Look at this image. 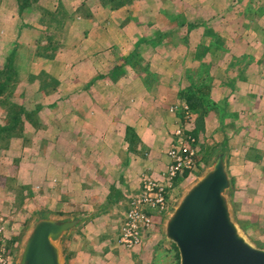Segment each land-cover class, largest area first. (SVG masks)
<instances>
[{"label":"crops","instance_id":"0c3cea01","mask_svg":"<svg viewBox=\"0 0 264 264\" xmlns=\"http://www.w3.org/2000/svg\"><path fill=\"white\" fill-rule=\"evenodd\" d=\"M78 1L81 5L85 0ZM144 1V4L143 0L132 3L131 17L129 13L120 16V11L92 13L89 29H83V23L88 22L85 17L76 15L64 39L68 47L63 40L55 59L44 60L43 69L52 67L56 72L48 73L61 81L60 104L74 99L80 102L61 111L59 129L66 132L62 145L72 147L78 158L70 160L64 155L61 168L53 167L50 146L55 142L48 140L40 155L45 163L44 171L35 170L39 175L34 176L33 200L40 212L63 216L96 213L66 240L68 264H111L112 236L118 241L119 226L128 210L130 195L139 189L140 175H157L166 169L165 152L175 127L174 116L168 109L179 101L183 87L197 81L193 71L204 68L208 76L201 72L200 80L213 81L212 97L218 88L214 83L221 82L228 89H223L224 105L217 104L219 107L228 108L227 100L236 98L234 93L240 92V167L234 163L235 157H230L234 191L240 180V197L236 198L234 192L233 205L237 207L236 218L245 234L258 248L264 249V41L259 37L264 35V28L255 27L254 23L252 27L233 23L240 12H229L227 8L211 10L216 0ZM244 2L230 0L227 7L235 8V4ZM138 3L142 5L139 7ZM64 5L68 10L76 7L73 3ZM205 7L207 12L202 11ZM214 23L221 26L213 27ZM196 33H200L198 38L193 37ZM247 34L251 38L245 39ZM133 55L138 59L132 60ZM91 62L98 67L93 69V79L82 78L80 74ZM74 64L80 70L79 77L69 76V80L58 77V71ZM104 85L107 88L100 91L99 87ZM68 86L73 87L71 91ZM43 97L50 100L53 95ZM49 102L44 108L49 123L44 124L45 130L52 134L56 108ZM223 129L226 126L216 122L214 111L204 116V133L198 137L202 154L215 143H223L224 138L219 135ZM89 162L102 174L101 164L109 169L102 177L107 180L105 185L96 180L99 171L79 165ZM78 200L81 204L74 205ZM119 203L124 206L119 208V217L114 220L117 231L110 235L108 231ZM146 237L144 242L149 239ZM164 247L168 251L173 246L162 239L156 248Z\"/></svg>","mask_w":264,"mask_h":264},{"label":"rangeland","instance_id":"374dc122","mask_svg":"<svg viewBox=\"0 0 264 264\" xmlns=\"http://www.w3.org/2000/svg\"><path fill=\"white\" fill-rule=\"evenodd\" d=\"M21 1L23 0H2L0 2V71L2 69V65L5 63V58L9 56L11 52L15 53L17 58H21V62H24L27 64L29 68L33 71L34 74H38L41 70L44 71L49 77L55 79L59 83V87L55 94H53V97H49L50 100H46V98L42 97L40 99L39 103L42 106L49 105V101H52V107L56 108L53 109V119H52V124L54 126L53 132L49 133L47 131V138L49 141H54L57 145V147L52 144L50 152L52 153V158L53 159V167L58 166V168H61V162L64 158H70L75 159L78 158L77 156L74 155V149L69 146H64L62 145L63 142L66 140V132L61 133L59 131L60 126L62 125V117H60L61 111H64L65 107H70L71 105L75 104L74 106L80 104V102L77 99L70 100L69 102H64L63 105H61V97L59 96V90H61V81L60 79L55 78L50 73L56 72L53 71L52 67H48L46 70H44V59H41L36 56V50L37 46H41L40 44L43 43L42 46L46 45V41L41 40L40 43H37V38L39 39L40 37V31L42 32L43 36H54L55 39H61V47L63 40L66 38V32L69 29L71 25H67L66 29L64 30V33H60L58 31H47L45 29V19L43 17V13L49 12L50 15L53 13H57L59 11V8L62 10L64 9L68 14H73L74 17L78 15L77 10L82 6L78 5V0H75V2H72L73 0H69L66 2V0H37V3H33L31 7L24 8L23 10H20L19 4L21 5ZM135 0H125V4L123 6H120V8L117 11H120V16H129L131 17L132 14H134V11H132V3ZM230 1V0H229ZM225 2V0H216L214 4V8L211 10L214 11H219L222 9L227 8L229 12H235V10H238L240 14L237 15L236 18H233V23L238 22L240 23V17L244 16L247 13H254L255 18H257V21H255V27H260L264 28V0H256L255 2L253 0H246V2L240 4L237 3L235 4L234 7H227L228 2ZM19 2V3H18ZM24 2V1H23ZM22 2V5H23ZM85 4L87 5L86 8L90 11V14L92 13H97L98 10L100 9V6H98L95 2L96 0H85ZM143 0V4H144ZM64 3H73L75 9L68 10L66 9ZM139 7L142 5V3H138ZM70 6V5H69ZM154 7V6H153ZM82 8V7H81ZM63 14L65 11L63 10ZM85 11V9H83ZM154 10V8H153ZM208 7L204 8L202 11L207 12ZM251 10V11H250ZM103 11V10H102ZM132 11V13H130ZM245 13L244 15H242ZM131 14V15H130ZM100 18L103 22V14H100ZM129 19V17L127 18ZM79 22V21H78ZM85 23H83L84 25ZM142 24V23H141ZM253 24L251 23V26ZM145 26V25H143ZM214 26H221L220 23H214L212 25ZM34 28L36 31H33L31 28ZM189 27V26H188ZM186 26V28L188 29ZM218 27V28H219ZM30 28V29H28ZM44 28V29H43ZM209 31V30H208ZM45 32V33H44ZM65 34V36H63ZM200 34V33H199ZM198 33L194 35V38H198ZM211 34V33H209ZM63 36V37H62ZM62 37V38H61ZM182 37V35H181ZM192 37V36H191ZM259 37L262 38V41H264V35L261 34ZM251 38L250 34H247L245 36V39ZM176 38H174V41ZM179 40V39H178ZM231 41L230 39H227ZM65 41V45L68 47V42ZM178 42V41H177ZM224 42V40H223ZM225 43V42H224ZM232 43V41H231ZM55 59V58H54ZM20 60H17L16 66H17V71L19 73L18 77L20 78L23 73H26V69L22 68L20 64ZM29 60V61H26ZM49 61V60H45ZM30 62V63H29ZM76 64L69 66L67 70H60L58 71L59 75L58 77H64L70 79V77L77 78L79 77L77 66ZM51 68V69H49ZM98 67L94 62L89 63L88 67L85 69V72L81 73L80 75L82 78L85 76L88 80L91 78L93 79V75H95L93 69H97ZM201 70V71H200ZM203 73V75L206 73L208 76V70L206 69H199L196 71H193L194 77L195 74L198 76L197 81H192L194 84H201L204 83L209 87V96H211L212 99L210 101L214 103V108H211L207 113L214 111L216 113V122L219 124L221 123L222 125L226 126V129L221 130L222 133L220 132L219 135L222 136L223 143H215L213 147L207 149L206 152L203 154V158L205 161V164H207L209 157L211 153L219 146H223V148L227 151L228 154V166H229V173L230 172V157H235L236 160H234V163L237 162L238 167H240V161L238 157L240 156V101H238V98H240V92L239 94L234 93V96L236 98H230L227 100L230 103V106L227 108L219 107L217 104L224 105V95H223V89H227L224 84H221V82H216L213 85H216L218 88L214 89L213 92V97L211 95V85L213 81H201L200 78L203 76H200V73ZM192 73V72H191ZM67 74V75H66ZM98 74V71H97ZM68 77H66V76ZM77 75V76H76ZM70 76V77H69ZM219 77V76H217ZM152 77H150L151 79ZM20 79H25V78H20ZM196 79V77H195ZM208 79V78H207ZM200 80V81H199ZM25 81V80H22ZM240 81V79L238 80ZM93 82V81H92ZM91 82V83H92ZM190 83V82H189ZM237 87H239L240 90V82H237ZM185 85V84H183ZM72 86H68V89L71 91ZM106 85L99 87L100 91H103L106 89ZM17 92H14V97L9 99L10 102L16 103V104H21L23 105L27 110L31 111L33 110L34 104H36V100L33 98V96L28 94V91L23 90V88L18 87ZM228 90V89H227ZM76 88L74 87L73 93H75ZM228 92V91H227ZM72 93V94H73ZM57 95V96H55ZM6 95H4L5 97ZM55 96V97H54ZM59 96V98H58ZM52 98V99H51ZM49 102V103H48ZM178 102H186L185 100L181 99L179 96V101ZM187 103V102H186ZM82 104V103H81ZM188 104V103H187ZM63 108V109H62ZM45 111H41L39 114V117L42 119V124L45 126L44 123L48 124L49 123V117L48 114L47 116L44 114ZM206 113V114H207ZM195 114V113H194ZM205 114V115H206ZM4 113L0 109V120L3 117ZM204 115V116H205ZM197 114H195V120H196ZM46 120V121H44ZM195 125V123H194ZM65 126V125H64ZM74 130H76V126L71 125ZM28 127V126H27ZM27 127H25L27 129ZM66 127V126H65ZM67 130V128H66ZM202 133L198 134V137H202ZM44 136V135H42ZM42 136L38 135L37 138H41ZM30 141L22 140V139H11L8 142V147H4L5 149H0V248H4L5 253L11 257V263L13 261L14 254L16 252V247L18 245V242L23 235L24 231L26 230L25 228L27 227L28 223L31 221L32 217L37 213L41 211V208L38 206V204H35L33 200V194L35 193L34 191V186H35V175L37 172L35 170L41 169L44 171V161L42 160V157L40 155L43 153V149L40 148L44 143H40L39 147L38 144L35 146L36 143H31ZM233 144H235L233 146ZM75 148V147H74ZM76 149V148H75ZM49 152V156L51 155ZM233 152V154H231ZM66 155V156H64ZM64 156V158L62 157ZM72 156V157H71ZM75 157V158H74ZM50 158V157H49ZM79 165H83L86 169H95L99 171L96 166H93L92 163H86L82 164L80 163ZM104 164L100 165V168L104 171V173L108 174L109 169L103 167ZM104 173L102 174L99 171L98 179H96L98 182L101 184L105 185L107 180L102 178L104 176ZM86 174V173H85ZM90 174V173H89ZM232 177V175H231ZM77 177L75 176V179ZM196 178H190L185 182L180 181V188L177 193L176 198L181 194L183 189L189 185L191 182H193ZM233 180V179H232ZM236 189L231 193V201L233 205V195L234 192L236 198L240 197V180L237 181L236 184ZM175 198V200H176ZM82 201H77L74 202L75 204H81ZM37 205V206H36ZM107 208L108 209V204ZM117 209L118 211L116 212V216L114 215L112 222H111V231H108L110 235H112L115 230L117 231V227H115L116 223L114 220H117L119 217V208H122L124 206L123 203L117 204ZM173 205V204H172ZM171 205V206H172ZM80 209H84L85 207H78ZM234 208V215L235 219L238 224V220L236 218V212L237 207L233 205ZM105 209V210H106ZM105 210L102 211V214L105 213ZM108 211V210H107ZM44 212V211H43ZM168 212V211H167ZM115 214V212H114ZM166 214V213H165ZM164 214V215H165ZM163 215V216H164ZM163 216L157 221L158 224L153 225L154 227L144 233V239L145 237L148 239L146 240L147 243L138 248L132 249V250H127L123 248L118 241H115V237L112 236L114 243L110 245L112 248V253L113 257L109 262L115 263V264H143V262H146V264H177V256L176 252L178 255V251L174 245L171 247V249L164 248H156L157 244H159L160 240H162V235H161V221ZM156 226V227H155ZM240 226V224H239ZM241 227V226H240ZM116 228V229H115ZM243 230V229H242ZM244 231V230H243ZM147 234V235H146ZM250 239V238H249ZM252 241V240H251ZM167 246V245H165ZM64 252L65 250L68 252L66 249V246L64 245L63 247ZM116 251V252H115ZM118 252V253H117ZM175 254V255H174ZM155 259V260H154ZM179 259V255H178ZM146 260V261H144ZM69 261V260H68ZM155 261V262H154Z\"/></svg>","mask_w":264,"mask_h":264},{"label":"water","instance_id":"95a60500","mask_svg":"<svg viewBox=\"0 0 264 264\" xmlns=\"http://www.w3.org/2000/svg\"><path fill=\"white\" fill-rule=\"evenodd\" d=\"M233 189L228 154L219 146L162 218V239L176 247L179 264H264V249L237 224ZM95 216L93 212L77 216L37 212L11 264H66V240Z\"/></svg>","mask_w":264,"mask_h":264},{"label":"trees","instance_id":"16d2710c","mask_svg":"<svg viewBox=\"0 0 264 264\" xmlns=\"http://www.w3.org/2000/svg\"><path fill=\"white\" fill-rule=\"evenodd\" d=\"M1 1L2 0H0V2ZM23 1H21V5L19 4L20 10H23L25 7H31L33 3H37V0ZM85 3L86 2L82 3V8L80 7L77 10V13L85 17L86 21H88L83 25V29H89L92 27V24L89 21V19H92V14H90V11L88 8H86L87 5ZM95 3L100 6L101 10L112 13L118 10L120 6H123V4H125V0H96ZM83 9H85V11ZM61 10L62 9L59 8L57 13H52L51 15L49 12L43 13L44 18L42 19H45V29L47 31L53 30L64 33L66 26L72 25L75 19L74 15L68 14L69 12L67 13L64 9L63 10L65 13L63 14ZM244 21H246L247 24H243ZM255 21H257V18H255L254 13H247L240 17L241 26L252 27L253 25L251 26V23H255ZM31 29L36 31L34 28ZM63 36H65V34ZM37 40V43H40L41 40L46 41V45L42 46L40 44L41 46L36 47V50H38L36 52V56L44 60L54 59L58 50L61 48V39H55L52 35L48 37L46 36V33L45 36H43L42 32L40 31V37L39 39L37 38ZM18 59L20 60L21 58H17L15 53L11 52L9 56L5 58V63L2 65L3 67L0 71V109L4 113L0 120L1 150L5 149L4 147H8V142L14 138L26 141L31 140L32 142H30V144L34 142L38 144V147L40 143H44V145L46 144V142L49 140L46 135L47 131L41 122L42 119L39 117V114L44 110L45 107L42 106L39 101L42 99L44 94L48 96L55 94L59 87V83L55 79L49 77V75H47L44 71L41 70L38 74H34L31 70L32 67L29 68L27 64L21 62V60L20 62L22 64H20V66L26 69V73H23L20 77L25 79H20L18 77L19 73L16 66ZM131 59H138V57L133 55ZM145 72L146 74H149L148 71ZM18 87L28 91V94L31 93L33 98L36 100V104H34V106L31 105L33 110L29 111L21 104H16L9 101V99L14 97V92H17L16 89ZM4 95L6 96L4 97ZM179 96L189 104L193 113L197 114L193 134L198 138V134L204 131V115L211 108H214V103L210 101L209 87H207V85L204 83L197 85L193 82H190L179 91ZM238 101H240V98H238ZM25 127H27V129ZM38 135L44 136H42V139H39L37 138ZM131 137L132 139L135 138L133 134H131ZM44 145L40 147L43 150L45 148ZM64 257L66 264H68L69 257L66 250L64 252ZM177 260V264H179L178 255Z\"/></svg>","mask_w":264,"mask_h":264},{"label":"built area","instance_id":"2783aa9c","mask_svg":"<svg viewBox=\"0 0 264 264\" xmlns=\"http://www.w3.org/2000/svg\"><path fill=\"white\" fill-rule=\"evenodd\" d=\"M174 116L173 138L166 149V169L157 175L142 173L139 189L129 197L128 210L121 223L118 243L127 250L141 246L144 233L150 231L175 201L180 181L196 178L204 169L205 161L194 136L195 114L186 102L172 104ZM0 264H11V257L0 248Z\"/></svg>","mask_w":264,"mask_h":264}]
</instances>
